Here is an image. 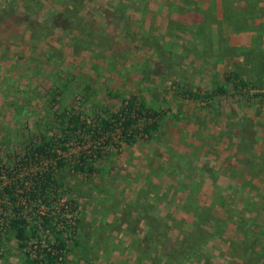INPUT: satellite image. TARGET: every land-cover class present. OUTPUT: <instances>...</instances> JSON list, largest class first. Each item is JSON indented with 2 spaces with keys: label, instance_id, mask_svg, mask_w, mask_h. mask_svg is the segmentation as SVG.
<instances>
[{
  "label": "rangeland",
  "instance_id": "1",
  "mask_svg": "<svg viewBox=\"0 0 264 264\" xmlns=\"http://www.w3.org/2000/svg\"><path fill=\"white\" fill-rule=\"evenodd\" d=\"M245 6L0 0V155L17 197L0 191V264L56 245L49 207L31 197L53 162L27 153L47 139L64 162L59 264H264V2ZM130 100L158 111L153 135L142 115L132 143L100 125ZM17 214L36 228L23 249L8 228Z\"/></svg>",
  "mask_w": 264,
  "mask_h": 264
},
{
  "label": "trees",
  "instance_id": "2",
  "mask_svg": "<svg viewBox=\"0 0 264 264\" xmlns=\"http://www.w3.org/2000/svg\"><path fill=\"white\" fill-rule=\"evenodd\" d=\"M226 0H224L225 2ZM264 0H241L242 4H246V8L255 2H259ZM264 79V78H263ZM241 84H245L246 82L240 79ZM262 84L260 81L257 85ZM225 91L224 86L219 85L216 89V94L223 93ZM183 92L187 94L188 96H198L197 93L191 89V88H184ZM137 102L135 100H130L129 104L126 105V107L121 110L118 113L111 114L108 117L101 118L100 125L102 128L110 135L109 131L111 127L113 126L115 129H118L119 135L121 137H124L125 140L132 143L135 140V137L140 133L139 128V122L138 119L140 116H144L146 123H145V129L144 131L148 133V135H153V130H155L157 126L158 121V111L151 112L149 108L145 106L144 102H140L138 105V108H136ZM71 122L75 123L74 126H72V129H78L80 122V116L74 114L70 118ZM55 144L53 140L47 139L44 141H41L39 143L29 144L27 146V153L30 156H46L49 161L53 162V164H50L49 170L46 171L42 177L40 178L39 182V192L40 195H37L36 192H32V199L36 201H41V203L46 202L47 206L49 207V211H46L48 216H43V225L54 237V242L56 245L51 246L50 249L43 248V253H41L40 259H33L30 257L29 252H24L26 255L25 262L27 264H59L60 256H63L62 248L65 243L64 237L60 234V230L56 229L57 226L54 223L53 224V217L52 211L56 210V206L60 204H64V202L61 200L62 196L57 192V181L54 179V172L53 170L56 167H60L64 165L63 159L57 155V152L54 148ZM11 164L10 159H7L6 157H3L0 155V191L3 195H6L8 198L6 200L16 203L17 197L15 191H14V184L11 182V175L7 172L5 174V170L10 171ZM73 169L75 171H81L86 173H91L95 171V168L91 164L86 163H78L76 162L73 165ZM7 179V180H6ZM36 190V191H37ZM8 228L12 232L13 236L15 237L17 244L20 248H24L27 245V239L29 238V232L30 235L35 236V229L31 228L29 229V222L28 218L24 216L23 214H17L12 216L8 221ZM232 249L234 248V244H232ZM196 251V250H195ZM61 253V254H60ZM194 253V252H193ZM231 253V252H230ZM162 255L158 256V259H161L163 261L165 250L161 249ZM163 256V257H162ZM162 257V258H161ZM165 260V259H164ZM181 263L186 264H193V261L187 260L186 262L183 261Z\"/></svg>",
  "mask_w": 264,
  "mask_h": 264
}]
</instances>
